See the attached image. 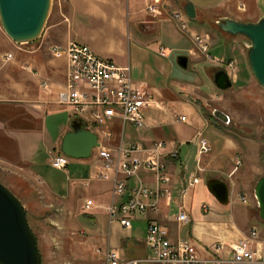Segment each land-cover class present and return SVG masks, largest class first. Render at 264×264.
Listing matches in <instances>:
<instances>
[{
	"label": "crops",
	"instance_id": "0c3cea01",
	"mask_svg": "<svg viewBox=\"0 0 264 264\" xmlns=\"http://www.w3.org/2000/svg\"><path fill=\"white\" fill-rule=\"evenodd\" d=\"M160 1L164 4L163 15L154 17L145 10L146 0H67L65 10L59 7L49 14V22L45 24L41 37L27 44L12 41L0 23V162L9 165L2 169L5 173H13L14 178L20 181V188L13 190L15 195H21V189L29 188L32 195L36 194V203L43 198L52 200L67 216L61 222L67 234L46 239V244L53 246L44 254L40 252L41 264L44 260L45 264H106V248L118 249L123 259L138 260L137 264H162L145 261L150 255L145 242L146 225L150 220L163 225L172 241L184 240L193 245L204 264H210L215 255L213 245L217 243L224 245L220 253L225 260L223 264H257L230 261V245L247 240L249 229L254 227L257 231L258 223L264 225L258 217V202L254 194L257 180L264 175L256 144L239 141L229 134L214 116L216 109L206 114L198 107V98L204 95L211 100L222 96L220 92L223 90L216 87L213 75L210 79L214 87L210 85L207 93L198 89L197 83L180 79L170 78L167 85L159 86L154 80L159 73L158 68L145 65L140 54L144 52L142 57L145 54L143 47L158 54L157 46L163 45L160 43L163 39L161 34L168 36L165 24L173 21L170 12H183L187 2L193 4L194 18L198 23L209 25L210 18L215 19L216 24L222 18L257 22L264 17L260 0ZM104 31L115 37L110 46L88 45L97 54L120 66H127L133 82L143 85L152 95V101L143 110L145 125L140 129L123 125L118 119H112L105 125L87 122L73 116L68 105L57 101L67 76V58L50 48L64 47L74 41L73 38L87 42L84 36H100ZM183 33H188L189 37L193 34L208 35L209 48L218 40V37L210 38L206 31L187 29ZM128 40L134 42L132 54L135 59L131 56L130 60V55L125 57V41ZM172 43H181L175 31ZM234 46L231 50H237V53L233 51L228 57L216 58L234 62L238 58L239 68L230 71L209 61L204 65H209L205 67L207 76L210 77V66L221 65L231 85L237 82L242 86H255L258 82L247 60L249 45ZM164 48V58H168L172 48ZM187 51L188 54L177 59L181 68H188L189 63L193 64L192 68L204 63L194 46ZM7 54H11L8 59ZM180 57L186 58L185 67L179 64ZM161 73L162 76L165 74ZM258 86L264 94V89ZM239 96L245 97L246 94L239 93ZM247 99L256 102L253 95ZM238 100L241 107L242 99ZM256 104L264 111V103ZM179 111L185 113L184 116L179 114V117H185L184 120L177 119ZM222 112L228 116V122H238L242 118L240 108ZM77 126L94 133L99 144L111 150L133 143L149 148L157 140L165 142L164 154L176 149L177 157L166 158L170 197L161 198L157 210L133 217L129 228H124L119 221H110L107 208L114 200L113 182L98 177L101 160L94 149L85 158L69 157L65 169L51 166V153L63 154V137ZM200 138H204L210 147L204 154L198 152ZM145 154L147 152L139 155L142 158ZM70 164L81 166V171L70 168ZM55 171L66 174L65 183L57 180ZM211 179L227 184V203H220L210 193L207 183ZM138 183L151 188L157 186L154 175L144 170L129 180V185ZM86 201H91L89 209L84 206ZM203 205L207 210L202 208ZM182 206L190 216L188 222L175 219ZM79 231L83 235H77ZM250 246L264 256V229L259 234L257 232Z\"/></svg>",
	"mask_w": 264,
	"mask_h": 264
},
{
	"label": "built area",
	"instance_id": "2783aa9c",
	"mask_svg": "<svg viewBox=\"0 0 264 264\" xmlns=\"http://www.w3.org/2000/svg\"><path fill=\"white\" fill-rule=\"evenodd\" d=\"M145 10L152 16H161L164 4L160 0H146ZM180 31L187 32L186 16L181 11H171L169 14ZM193 46L207 61L234 68L232 60L223 61L212 57L209 52L208 35H190ZM56 54H63L67 58V76L63 89L58 93L57 101L68 105L73 116L87 122L105 125L112 119H118L123 125L129 124L135 129L145 125L144 108L152 101V95L146 88L134 83L127 66H120L111 59L103 58L88 44L71 41L66 46H53L50 48ZM157 53L166 56L163 45L157 46ZM11 57L7 54L6 58ZM184 120V117H180ZM108 135V134H107ZM198 152L204 154L210 150L207 141L200 138ZM166 144L163 141H153L149 148L139 143L128 147L119 146L111 150L102 144L95 147L98 158L101 160V171L98 177L110 179L113 182V202L108 206L110 221L116 220L124 228H129L132 218L144 215L148 211H155L161 198L170 197L168 187L169 176L166 158H175L177 150L164 154ZM145 154L141 158L139 154ZM69 157L64 154L51 153V166L56 169H65ZM239 164V162H237ZM140 170L154 175L157 186L151 188L143 183L129 185V180L138 175ZM245 201V197H240ZM86 209L91 206V201L84 204ZM207 210V206L203 205ZM176 221L188 222L189 214L182 206L175 217ZM257 237L254 227L248 231V239L230 245V261L232 263H257L264 264V256L251 248L250 243ZM145 242L150 253L145 259L147 262L162 264H204L197 256L196 249L188 241H172L168 237L167 229L150 220L146 225ZM224 245H213L215 255L210 264H223L224 258L220 255ZM106 264H137L138 260H125L116 248H106L104 251Z\"/></svg>",
	"mask_w": 264,
	"mask_h": 264
},
{
	"label": "rangeland",
	"instance_id": "374dc122",
	"mask_svg": "<svg viewBox=\"0 0 264 264\" xmlns=\"http://www.w3.org/2000/svg\"><path fill=\"white\" fill-rule=\"evenodd\" d=\"M59 7H62L65 10L67 7V0H51L50 13L55 9H58ZM260 7L264 11V0H260ZM49 19H47L46 23L49 22ZM186 21H187L188 29H193L198 32L206 31L210 35V38H212V36L218 37V40L213 44V46L209 48V52L212 57H218V58L222 56L228 57L234 51L231 50V48L234 45L248 46L250 44L249 40L243 36H239V35L231 36L221 31L218 28L217 24L215 23V19L213 18L212 19L210 18L208 20L209 25H206V23L200 24L195 18L190 19L186 17ZM165 25L168 26V30H167L168 36L165 35L163 37V34H161L163 39L161 40L160 43H162L163 46L172 48L171 55H169L168 58H164L154 53L152 50L143 47L145 54L143 57L142 55L144 52L140 54L141 55L140 60L145 65L151 66L152 69H154V67L155 69L158 68L159 73H157L156 77L153 78L155 80V84H158L159 86L167 85L169 83L170 78L180 79L186 82L188 81V82L197 83V88L201 89V91H203L204 93H207L210 85H213L214 87V84L210 79L212 78L211 76L215 71L219 69H223V67L221 65L217 66L216 64H214L216 65L214 67L210 66L208 68L210 77H208L205 67L209 65L207 66L204 65H206V63L208 64L209 61L205 60L202 56H200V59H202L204 63L200 64V66H197L198 68L197 67L192 68L191 66H193V64L191 63H189L188 68L185 69L181 68L177 63V59L179 56L188 54L187 49L189 48L191 49L193 47V44L190 40L189 35H187L188 33L184 34L182 31H180L178 27L175 26L174 21L168 22ZM173 31L176 32V36L180 38L181 43L172 45ZM84 37H86L87 42H83L82 40L75 38H73V40L77 42L89 44L91 47H93V45L94 46L96 45L99 48H104L110 46L112 42H114L113 40L115 38L114 36L109 35L108 32L105 31L101 32L100 36L92 34ZM221 37L225 38L231 44L226 43V41L222 40ZM133 46H134V42L130 40L125 41V51H126L125 57L127 58V56L130 55V60L132 59V57L135 59L134 55L132 54ZM234 52L237 53V50H235ZM100 56L104 58V56L102 55ZM245 57L246 55H244V59L246 62ZM233 65L234 68L228 70L234 71L235 68L237 67L239 68L240 64L238 58L235 60ZM161 72H164L165 74L162 76ZM150 82L151 84H153L152 81ZM204 87L206 88L204 89ZM220 93L222 94V96L218 100L217 99L211 100V98H209L206 95H204L203 98H198V107L201 109L203 113L206 114L207 113L210 114V112L214 109L219 111L225 110L230 112L232 108L235 110L240 108L242 118L238 122H236V120H231L226 123L220 122L218 120L217 121L222 125L223 128L229 131V134L233 135L237 140L239 141L246 140L255 143L256 144L255 150L257 153H260L261 162L264 166V111L260 106H258V104H256V103H264L263 92L260 90L258 84H256L255 86L253 85L242 86L240 83L233 82L230 88L223 90ZM239 93H244L246 94V96L240 97ZM252 95H253V99H255L254 101L256 102L247 99L248 96H252ZM238 99H242L241 103L243 104L241 105V107H239V104L237 102L239 101ZM181 112L179 111L178 115H176L179 121L181 120L179 114H182L183 116L185 115V113H181ZM6 166L9 165L0 162V183L3 184L6 188H8L15 195L13 190H18L21 186V183L18 179L14 178L15 176L13 173L11 172L5 173V170L2 168ZM70 168H77L79 172L82 169L81 166H76L75 164H70ZM54 173L57 175L56 178L59 182H64V183L66 182L67 179L66 174L63 171L62 172L55 171ZM16 187L19 188L17 189ZM21 191L23 192V194L15 195V196L24 206L26 212V218L30 228L32 229V231L36 236L37 246L39 248V251L44 254L47 249L53 246V244H48V243L46 244L45 242L46 239L50 240L49 237L53 235L57 236V235L67 234L65 228H63V226L61 225V222L63 220L64 221L66 220L65 219L67 217V216L65 217L66 213L62 211V207L58 203H55L52 200L48 201L43 198L41 201H38V203H36L35 202L37 201L36 194L32 195V190H30L29 188L21 189ZM34 193H36V189ZM32 201H34L35 203L32 204ZM28 204L29 207L28 209H26ZM50 221L56 224H53L52 222L50 224ZM263 229H264V225L258 223V227H257L258 234L259 231L261 232V230L263 231ZM76 234L83 235L82 231H79ZM44 264H45V260H44Z\"/></svg>",
	"mask_w": 264,
	"mask_h": 264
},
{
	"label": "water",
	"instance_id": "95a60500",
	"mask_svg": "<svg viewBox=\"0 0 264 264\" xmlns=\"http://www.w3.org/2000/svg\"><path fill=\"white\" fill-rule=\"evenodd\" d=\"M51 0H0V23L7 36L17 44L36 41L43 33L50 13ZM187 18L195 17L191 2L183 7ZM217 26L229 35H242L249 40L247 60L258 84L264 89V17L257 22H238L222 18ZM186 58L179 64L186 66ZM213 82L219 89H227L231 81L227 73L219 69L213 74ZM214 116L226 123L228 116L215 110ZM99 146L97 137L79 126L63 137L61 151L73 158H85ZM210 193L220 202L227 203L228 187L223 181L211 179L207 183ZM258 202V217L264 222V175L254 186ZM0 264H41L40 251L34 232L30 228L25 208L19 199L0 183Z\"/></svg>",
	"mask_w": 264,
	"mask_h": 264
}]
</instances>
